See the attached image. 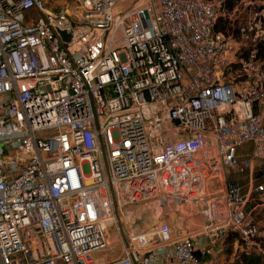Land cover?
<instances>
[{"label": "built area", "instance_id": "2783aa9c", "mask_svg": "<svg viewBox=\"0 0 264 264\" xmlns=\"http://www.w3.org/2000/svg\"><path fill=\"white\" fill-rule=\"evenodd\" d=\"M121 1L0 0V264H204L229 230L262 250L231 173L264 160V3ZM151 200L203 226L133 225Z\"/></svg>", "mask_w": 264, "mask_h": 264}, {"label": "rangeland", "instance_id": "374dc122", "mask_svg": "<svg viewBox=\"0 0 264 264\" xmlns=\"http://www.w3.org/2000/svg\"><path fill=\"white\" fill-rule=\"evenodd\" d=\"M135 0H122L120 2V7L126 8L130 4H132ZM249 1V0H247ZM258 4H262L264 2H257ZM248 8V6H247ZM243 9H245L243 7ZM237 17V16H236ZM236 17L229 18L231 19V23L234 29L238 26V20H235ZM231 34V33H230ZM236 36L235 34H231ZM238 67H234L233 71L236 74V69ZM246 147H250V144H247ZM243 150V148H241ZM231 175L237 178L242 184L244 189V194L246 197V208L250 212V216L255 218L258 221L260 226L261 236H264V203L259 202V205H256L257 199L255 198L257 193V185L264 180V160L258 159L255 162V167L253 170H248L244 173H231ZM223 189V183L219 178H211L209 182V192H217L218 190ZM200 211V209H198ZM127 211L130 212L131 218L130 221L133 222V225L139 228H147L152 224L159 221V219H166L172 226L175 233H188L190 229H194L195 227L203 226V216L197 209L192 208L189 205H181V209L173 208L172 204L167 206H163L157 200L144 201L127 208ZM230 231V230H229ZM233 231V230H232ZM236 238L234 241V245L232 251L230 252L226 243L219 242L217 244L220 249V256H222L224 261L227 259H234L237 251L239 250V243ZM119 247L115 246L113 249L109 250L107 257L110 258L115 254L119 253ZM96 257L101 258L103 256L102 252H98L94 254ZM223 261V262H224ZM222 262V261H219ZM216 263V262H214Z\"/></svg>", "mask_w": 264, "mask_h": 264}, {"label": "trees", "instance_id": "16d2710c", "mask_svg": "<svg viewBox=\"0 0 264 264\" xmlns=\"http://www.w3.org/2000/svg\"><path fill=\"white\" fill-rule=\"evenodd\" d=\"M252 1L254 2L253 6H255V7L263 6V3L258 4L257 2H264V0H252ZM240 2H241V0H226L223 7H224V9H227V10H233ZM235 20H238V26L236 29L233 28L232 23H231L232 21H231V19H229L228 16L221 15L217 20L216 30L217 31H223L226 34H230V33L235 34V32H236L235 37L241 38V33L239 30L240 26H241V21L237 17ZM243 44H244V42H243ZM258 48H259V57H260V59L264 60V41H262L258 44ZM234 67L235 68L239 67V64H237V63L234 64ZM257 223H258V221H257ZM259 230H260V226H259ZM236 238L239 241L238 242L239 243V250L237 251L235 258L234 259H227L224 262L223 261L222 262H216L214 264H264V236H261V231L257 236V240L260 243L262 250H258L256 248L246 250L245 248L242 247L243 240L241 239L239 234L235 231H232V230L228 231L223 236L218 237L217 243H219V242L222 243L224 240V242L228 246L229 251L231 252L233 245H234V241Z\"/></svg>", "mask_w": 264, "mask_h": 264}, {"label": "crops", "instance_id": "0c3cea01", "mask_svg": "<svg viewBox=\"0 0 264 264\" xmlns=\"http://www.w3.org/2000/svg\"><path fill=\"white\" fill-rule=\"evenodd\" d=\"M197 240L199 242L200 247H202L205 243H207L208 238L204 235H201L198 236ZM220 249L221 248L217 247L213 254L209 256H204V264H214V262L224 261L225 259L220 256Z\"/></svg>", "mask_w": 264, "mask_h": 264}, {"label": "water", "instance_id": "95a60500", "mask_svg": "<svg viewBox=\"0 0 264 264\" xmlns=\"http://www.w3.org/2000/svg\"><path fill=\"white\" fill-rule=\"evenodd\" d=\"M62 35H63V36H66L67 34H66L65 32H62Z\"/></svg>", "mask_w": 264, "mask_h": 264}]
</instances>
